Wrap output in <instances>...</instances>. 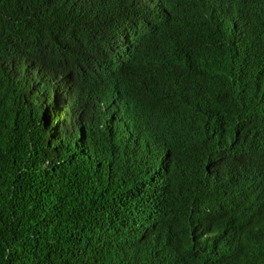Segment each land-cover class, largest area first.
<instances>
[{"label": "trees", "instance_id": "16d2710c", "mask_svg": "<svg viewBox=\"0 0 264 264\" xmlns=\"http://www.w3.org/2000/svg\"><path fill=\"white\" fill-rule=\"evenodd\" d=\"M0 264H264V0H0Z\"/></svg>", "mask_w": 264, "mask_h": 264}]
</instances>
